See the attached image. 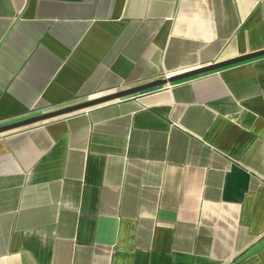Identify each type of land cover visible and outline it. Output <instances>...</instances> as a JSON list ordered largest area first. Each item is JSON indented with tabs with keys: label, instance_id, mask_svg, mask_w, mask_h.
Returning <instances> with one entry per match:
<instances>
[{
	"label": "crops",
	"instance_id": "obj_1",
	"mask_svg": "<svg viewBox=\"0 0 264 264\" xmlns=\"http://www.w3.org/2000/svg\"><path fill=\"white\" fill-rule=\"evenodd\" d=\"M264 50V0H0V127ZM0 264H264V56L0 134Z\"/></svg>",
	"mask_w": 264,
	"mask_h": 264
},
{
	"label": "water",
	"instance_id": "obj_2",
	"mask_svg": "<svg viewBox=\"0 0 264 264\" xmlns=\"http://www.w3.org/2000/svg\"><path fill=\"white\" fill-rule=\"evenodd\" d=\"M262 56H264V50L258 51V52H255V53H250V54H247V55H243L241 57H237L235 59H231V60H228V61L215 63L213 65H209V66H206V67H201L199 69H195V70L188 71L186 73H182V74H179V75H174V76H171V77H167L165 79H160V80H157V81L145 84V85H141V86H138V87H133V88H130V89H127V90H124V91L117 92V93H113V94L105 95V96H102V97H98V98H95V99H92V100H89V101H86V102H83V103H80V104H77V105H73L71 107H67V108H64V109H59L57 111H53V112H50V113H47V114H44V115H40V116L33 117V118H30V119H25L23 121H19L17 123H12L10 125L2 126V127H0V134L6 133V132H9V131L18 129V128H22V127H26V126H29V125H33V124H36V123H39V122H42V121H46V120L58 118V117H61V116H65V115H68V114L89 111L92 108H95L97 106H100V105H103V104H106V103H111V102H115V101L121 100L123 98H128V97L143 93V92H145L147 90H152V89H156V88H163L166 85H171V84L179 82V81L190 79V78H193V77H196V76H199V75H203L205 73H209V72H212V71H215V70H218V69H221V68H225V67H228V66H231V65H235V64H238V63H241V62H245V61H249V60H252V59H256V58H259V57H262Z\"/></svg>",
	"mask_w": 264,
	"mask_h": 264
}]
</instances>
